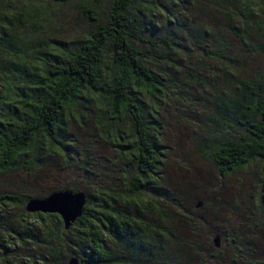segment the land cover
I'll list each match as a JSON object with an SVG mask.
<instances>
[{"label": "rangeland", "instance_id": "1", "mask_svg": "<svg viewBox=\"0 0 264 264\" xmlns=\"http://www.w3.org/2000/svg\"><path fill=\"white\" fill-rule=\"evenodd\" d=\"M111 1L84 4L81 0H68L66 3L3 0L7 5L8 19L16 21L29 14L33 20L24 28L0 34L10 37L11 47L22 44L31 61L39 59L42 62L41 72L49 71L60 60L69 59L88 34L97 25L106 22ZM247 2L255 21L252 26H240L235 20L228 24L224 15L210 5V0H144L128 9L129 26L137 27L145 40L134 41V45L147 55L144 66L156 80L153 94L144 89L132 91L142 103L145 124L158 131V145L165 150L162 162L156 165L151 178L145 179L127 159L119 158L120 153H128L135 147L134 128L128 114L117 122L125 136L120 149H116L110 138L101 134V127L109 125L111 120L100 90H97L85 93L81 106L68 112L62 123L70 141L69 152L64 156L58 152H45L50 149V143L41 135L38 146L43 150L34 159L36 167L32 169L30 164L32 153L18 156L11 170L0 172V196L14 195L24 200L26 197H45L64 187L76 188L78 192L89 194L91 205L95 208L99 202L98 189L121 191L135 182L141 186L139 195L145 210L115 197L108 211L126 217L132 212L135 224L131 223V226L139 227L138 219L163 225L181 240L176 244L175 238L172 242L168 238L166 249L174 252L176 248L175 254L170 251L167 257L155 254L153 262H148L145 250L136 256L121 252L120 248L124 245L117 234L103 229L106 237L102 247L112 259L111 263L124 258L123 264H136L134 260L138 264H222L228 260L229 264H245L240 258L244 252L239 253L233 248L232 238L244 240L252 237L253 233L247 232L245 225L257 221L253 216V202L258 194L264 193L261 179L263 163L257 161L220 177L208 157V151H202L201 142L215 144L225 138L236 140L244 136V132L235 125L216 121L217 97H227L230 92H238L242 84H248L264 100V37L257 30V26L264 28V0ZM195 26L200 33L206 27L208 36L203 39L190 36L188 33ZM234 32L240 34L244 41L233 35ZM215 51L226 52L227 63L229 53L233 56L230 74L229 64L226 68L224 61L207 57L206 53ZM111 62L109 47L103 66L111 69ZM12 65V59L0 52V72ZM104 86L105 81L102 80L100 88ZM88 159L95 165L96 177L91 173L92 165H85ZM125 170L128 180L122 173ZM154 189L167 190L169 195L172 192L173 200L180 201L179 210L183 215L174 210L170 202H163L160 196L157 197L164 212L158 210L157 213L170 217L168 224H162L156 212H148L146 200L156 195ZM198 202L202 203V207L195 209ZM231 202L240 203L239 216L235 219L230 217ZM23 208L24 205L0 202V212L10 216H17ZM228 217L229 223L238 222V228H230ZM123 229L120 225L121 234ZM215 233L220 236L219 249L212 246V240L217 236ZM260 234L261 238L256 237L257 242H261L259 245L255 238L250 240L253 247L259 248L251 261L264 260V251L260 252L264 247V230ZM141 235L148 243L152 239L155 243L165 239L146 230H142ZM191 236L195 237L197 249L185 254L187 248L194 247ZM83 257L86 259L88 256L84 254ZM67 260L65 258L60 264H66Z\"/></svg>", "mask_w": 264, "mask_h": 264}, {"label": "trees", "instance_id": "2", "mask_svg": "<svg viewBox=\"0 0 264 264\" xmlns=\"http://www.w3.org/2000/svg\"><path fill=\"white\" fill-rule=\"evenodd\" d=\"M53 1L66 3L68 0ZM81 1L85 4L97 3L101 0ZM142 1L144 0H112L108 7L106 22L97 25L69 59L60 60L56 65H52L49 71L41 72L42 62L39 59L35 62L31 61L27 49L22 44L14 45L12 48L10 37L0 34V52L13 61L12 67L0 72V172L11 170L17 157L28 153L33 154L30 164L34 169L36 167L34 159L41 155L43 150L38 146L41 135H44L50 143V149L44 150L45 152L49 154L58 152L61 156L67 154L70 141L62 127L67 113L81 106V99L84 98L85 93L100 90V96L111 120L109 125L101 127V134L110 138L116 149H120L125 136L117 122L128 114L134 128L135 147H132L128 153H120L119 158L127 159L145 179L151 178L150 174L154 173L156 165L162 162L165 150L158 145V131L145 124L142 103L134 97L132 91L144 89L153 94L156 91V80L153 73L144 66L147 55L134 45V41L145 42V40L137 27L129 26L127 15L131 6H138ZM210 5L224 15L228 24L234 20L240 26H252L255 23L247 0H210ZM6 6V2L0 0V33L6 34L17 28H24L33 20L29 14L16 21L8 19ZM257 30L264 37V28L257 26ZM188 34L203 39L209 33L206 27H203V32L200 33L195 26ZM233 35L244 41L240 34L234 32ZM163 42L167 43L165 40ZM168 45L173 50L172 45L170 43ZM109 47L112 52V68L107 70L103 66V61ZM206 55L209 59L224 61L226 68L229 64L230 74V70L233 69L231 53L228 63L226 52L215 51ZM102 80L105 81V86L100 88ZM24 85L27 86L23 87ZM238 90V92H230L227 97L216 98L215 119L235 125L244 132V136L236 140L225 138L215 144L202 141V151H208V157L216 166L220 177L254 162H262L261 179L264 186V100L259 92L248 84H242ZM89 163L92 165L91 173L94 175L95 165L89 159L85 165L88 167ZM126 172L127 170L122 171L124 178L128 180ZM140 187L138 183L131 182L130 188L121 191L98 189L99 202L95 208L91 205L89 194L83 192L86 196L84 213L67 232L63 231L61 221L56 215L27 214L24 208L17 216L0 212V264H60L65 258L79 255L77 258L80 264L83 262L123 264L124 258L111 263L112 259L104 252L102 246L106 234L104 236L103 229L117 234L118 240L124 245L120 248L121 252L125 251L136 256L145 250L148 262H153L152 257L155 254L162 257L169 256L170 250L166 249L168 238L171 242L175 238L176 244L181 240L170 229L141 219H138L140 226L133 227L131 223L135 224V222L131 218L132 212L126 214L129 216L126 217L108 211L115 197L145 210L139 195ZM61 190L78 192L76 188L64 187ZM154 192L156 195L146 200L148 212L157 213L158 210L164 212L157 197L160 196L163 202H170L172 208L183 215L179 210L180 201L173 200L172 192L170 195L167 190L154 189ZM29 198L23 200L14 195L4 194L0 196V202L24 205ZM88 202H90L89 207H87ZM232 202L229 203L230 217L233 216L235 219L239 216L240 203L232 204ZM253 204L255 207L253 216L257 221L245 225L246 231L253 233L252 237L244 240L234 237L232 243L237 252H244L240 258L244 259L245 264H262L264 260L251 261L257 255L259 248L253 247L250 240L255 238L257 242L256 237L261 238L260 233L264 230V193L258 194ZM89 211L92 214L91 212L89 214ZM157 215L162 224H168L170 217L165 214L160 216L157 213ZM186 217L187 214L185 219ZM120 225L124 227L123 234L119 231ZM228 225L231 226L230 228H238L239 224L237 221L236 224L229 223L228 217ZM142 230L151 231L165 239L159 243H155L152 239L148 243L142 238ZM217 237L220 239V236ZM193 239V249L187 248L185 254L188 251H196L195 237ZM260 243L257 242L258 245ZM261 251H264V247ZM170 252L175 254L176 248L174 252ZM84 254L88 256L86 259L83 257ZM134 262L138 264V261L134 260ZM222 264H229V260Z\"/></svg>", "mask_w": 264, "mask_h": 264}, {"label": "water", "instance_id": "3", "mask_svg": "<svg viewBox=\"0 0 264 264\" xmlns=\"http://www.w3.org/2000/svg\"><path fill=\"white\" fill-rule=\"evenodd\" d=\"M86 205V196L83 192L60 191L51 193L43 198H31L24 204V211L27 214H42L56 215L61 221V226L64 232L79 220ZM202 203L196 204V209H200ZM215 249L220 246L219 237H214L212 240ZM66 264H80L77 257H70Z\"/></svg>", "mask_w": 264, "mask_h": 264}]
</instances>
